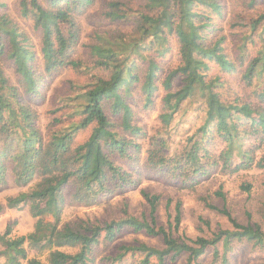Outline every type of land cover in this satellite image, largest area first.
Returning <instances> with one entry per match:
<instances>
[{"label":"trees","instance_id":"trees-1","mask_svg":"<svg viewBox=\"0 0 264 264\" xmlns=\"http://www.w3.org/2000/svg\"><path fill=\"white\" fill-rule=\"evenodd\" d=\"M99 2L107 8L106 18L114 23H130L132 13V24L127 30L115 24L113 30L96 32L95 42L87 48V61H82L74 56L84 17ZM244 5L251 10L247 13L251 16L249 27L255 32L264 25V0H248ZM21 11L43 33L44 70L37 71L38 54L28 36L8 16H0V187L10 171L18 185L27 186L37 180L34 189L10 198L6 204L7 209L29 206L36 223L26 235L13 237L11 225L0 232V264H96L99 249L109 247L124 231L160 238L164 249L141 242L123 244L115 255L104 256L105 263L175 264L177 257L188 253L186 264H231L229 253L235 240L262 242L261 225L252 220V214H246L248 223H239L229 209L210 203L207 206L226 216L233 230L219 229L211 236L196 239L180 234L182 201L145 189L141 194L148 210L139 216L132 214L124 201L117 219L62 220L69 204L102 205L139 188L141 176L117 164L115 156L139 162L145 146L141 140L147 145V170L174 187L195 190L213 175L220 161H225L226 166L232 160L235 148L242 152L231 173L254 167L264 169V151L257 158L254 150L264 145V110L244 102L239 95L231 100L223 97L227 84L224 78L238 71L226 37L216 35L215 16L225 18V0H22ZM62 24L68 27V35L60 32ZM174 39L181 59L180 65L165 77L168 91L161 113L164 128L148 136L144 127L134 122L130 96L133 87L140 84L144 106L153 105L159 74L164 69L149 51L161 57L159 51L169 49ZM2 55L15 65L25 93L11 85L1 63ZM212 65L218 66L220 73L210 76L209 71L216 68ZM69 67L91 75L83 88L70 82L75 96L67 94L62 98L79 119L66 131H55L46 137L37 110L45 99L42 80ZM176 78H180L181 85L173 89ZM83 98L85 102L77 103ZM187 100L204 102L205 121L187 136L182 147L173 148L171 121ZM88 128H92L89 138L77 144V135ZM251 137L259 145L243 150L244 142ZM218 141L226 147L216 156ZM250 188L249 184L243 186L245 191ZM216 195L226 200L220 192ZM160 206L166 219L162 223L157 218ZM3 209L0 206V213ZM201 222L206 224L203 219ZM210 250L211 263L199 261Z\"/></svg>","mask_w":264,"mask_h":264},{"label":"rangeland","instance_id":"rangeland-1","mask_svg":"<svg viewBox=\"0 0 264 264\" xmlns=\"http://www.w3.org/2000/svg\"><path fill=\"white\" fill-rule=\"evenodd\" d=\"M22 0H0V16L6 15L10 20L17 24L19 28L28 36L31 45L37 51L38 58L35 63L38 73H42L44 61L41 55V44L43 33L41 30L35 29L32 18H26L21 11ZM107 2L110 0H106ZM227 12L224 19L216 18L217 34L226 37L227 46L230 56L237 62L238 71L231 75H226L225 89L222 90L225 100H231L236 96H240L244 102L259 105V109L264 110V59L262 57L264 48V25L258 30L249 27L251 16L247 15L249 10L244 4L248 0H225ZM104 2H99L98 5L92 7L84 17L83 28L81 30V39L77 47V52L74 58H79L82 61H87L86 55L89 44L95 42L94 34L103 30H113L115 24L121 25L123 30H127L132 24L133 14H129L130 23L116 22L105 17L106 6ZM262 7V5H260ZM62 34L68 35V27L59 26ZM94 37V38H93ZM162 52L161 57H157L153 51H149L153 55L164 71L159 74L158 91L155 94L154 103L150 107H145L144 95L141 91V85L133 87L132 95L130 96V104L132 105L136 125L144 127L148 136L157 134L162 131L163 123L161 113L163 112L162 100L168 91L164 86L167 72L172 68L180 65V55L178 43L174 39L169 49ZM243 65H240V62ZM1 63L5 70L11 85L17 87L20 93H25L24 85L20 76L16 72L15 65L12 61L6 60V56H1ZM144 73V66H141ZM213 70L209 71L210 76L220 73L218 66L212 65ZM90 74L82 73L79 70H73L71 67L61 70L53 76H44L42 80V88L44 89L45 99L39 101L37 110L40 114V128L46 137L55 131H66L71 126V123L79 119V115L72 113V110L64 105L62 98H67L69 94L75 96V89L69 87L70 82H75L85 87V82L90 81ZM180 78L173 81V89L180 87ZM83 91V90H80ZM68 94V95H67ZM85 102V99L77 100V103ZM73 103V102H71ZM37 104V103H36ZM34 103V105H36ZM76 104V101L74 102ZM63 106V109H59ZM206 106L204 102L197 103L196 101L187 100L182 105L180 110L171 121L172 126V146L176 148L184 145L187 136L194 133L205 121ZM73 114V115H72ZM113 120H118L110 115ZM92 133V128L81 131L76 138V143H83ZM140 141V140H139ZM140 154V160L137 163L121 160L115 156L117 164L122 165L125 169L139 174L141 183L137 190L129 191L124 196L116 197L102 205L97 206H78L69 204L65 207L62 220L69 222L77 219L90 220H112L121 216L122 203L125 201L129 204V209L136 216L141 215L145 210H148L146 200L141 194V189L153 192H162L164 197L171 195L176 200L182 201V221L180 226V234H186L190 238L199 236L208 237L219 229L233 230L228 218L218 211H215L207 206L208 203L223 209L226 207L231 211L233 216L239 223H248L247 212L252 214V220L259 222L264 234V169L252 168L249 170L231 173L238 162L241 149L233 150V158L226 166L225 161H220V166L213 172V175L203 181L195 190L181 188L180 185L170 186L165 183L164 179L150 173L144 163L146 157V143ZM245 148L249 150L251 146H257L252 137L244 142ZM226 147L222 141H218L214 148V155L218 156ZM256 157L262 155L264 145L261 148L256 147ZM227 167V168H226ZM37 180L32 181L27 186L18 185L15 181L14 174L10 171L6 183L0 187V206L4 209L0 213V232L4 233L7 226H12V236L18 237L29 234L33 231L36 219L33 218L29 206H21L17 209H7L6 204L10 198H15L20 194L28 193L36 187ZM250 185V191H245L243 186ZM220 192L225 196L226 200L216 195ZM207 199V201H203ZM173 204V208H174ZM209 205V204H208ZM159 223L164 222L165 211L163 206H160L157 214ZM203 219L205 223L201 222ZM261 243L249 241L244 238L235 240L233 248L229 253L231 264H264V235ZM145 243L149 247L162 250L164 249L163 242L160 238L149 237L144 233H134L132 231H124L120 236L107 248L99 249L97 252L96 264H107L103 261L104 256L115 255L118 248L123 244ZM33 255V254H31ZM188 253H183L177 257L175 264H186L188 261ZM170 258V257H169ZM203 263H211L212 251H206L199 259Z\"/></svg>","mask_w":264,"mask_h":264}]
</instances>
